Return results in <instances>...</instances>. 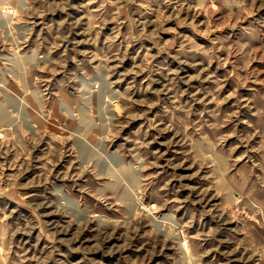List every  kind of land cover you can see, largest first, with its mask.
I'll return each instance as SVG.
<instances>
[{
	"label": "rangeland",
	"instance_id": "374dc122",
	"mask_svg": "<svg viewBox=\"0 0 264 264\" xmlns=\"http://www.w3.org/2000/svg\"><path fill=\"white\" fill-rule=\"evenodd\" d=\"M0 264H264V0H0Z\"/></svg>",
	"mask_w": 264,
	"mask_h": 264
}]
</instances>
